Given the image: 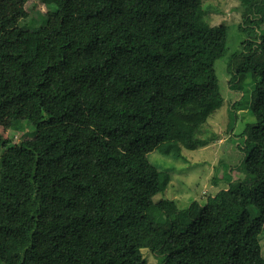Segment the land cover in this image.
<instances>
[{
  "label": "trees",
  "instance_id": "trees-1",
  "mask_svg": "<svg viewBox=\"0 0 264 264\" xmlns=\"http://www.w3.org/2000/svg\"><path fill=\"white\" fill-rule=\"evenodd\" d=\"M1 1L0 119L28 138L0 134V264H148L141 246L161 264H264V0H243L256 36L227 65L253 86L249 178L182 210L154 200L169 178L148 155L180 158L179 124L223 107L228 27L203 0H42L55 20L31 30Z\"/></svg>",
  "mask_w": 264,
  "mask_h": 264
},
{
  "label": "rangeland",
  "instance_id": "rangeland-1",
  "mask_svg": "<svg viewBox=\"0 0 264 264\" xmlns=\"http://www.w3.org/2000/svg\"><path fill=\"white\" fill-rule=\"evenodd\" d=\"M203 3L210 25L228 27L227 52L215 64L224 105L200 126L179 124L180 158L165 156L159 149L148 155L149 161L169 178L165 191L155 196L154 200L175 201L180 210L193 202L204 205L210 197L233 182L249 178L241 146L243 131L254 122L250 109L253 86L250 75L242 76L235 84L230 83L227 65L230 56L242 49L244 41L256 35L249 31L250 28L241 29L246 8L243 0H203ZM1 12L3 18H12L14 23L31 30L55 20L48 16V9L42 0H2ZM0 134L14 145L28 138L27 130L18 133L8 126L5 119H0ZM260 238L264 256V228ZM139 249L148 264H161L162 257L150 247L141 246Z\"/></svg>",
  "mask_w": 264,
  "mask_h": 264
}]
</instances>
